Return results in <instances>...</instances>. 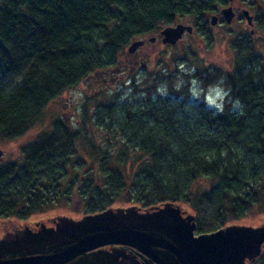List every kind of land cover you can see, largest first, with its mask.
<instances>
[{
    "label": "trees",
    "instance_id": "trees-1",
    "mask_svg": "<svg viewBox=\"0 0 264 264\" xmlns=\"http://www.w3.org/2000/svg\"><path fill=\"white\" fill-rule=\"evenodd\" d=\"M244 1L254 20L228 41L230 70L183 71L176 85L175 71L162 64L140 84L129 78L132 99L103 95L90 118L74 126L53 120L20 147L21 162L0 164V219L26 220L61 205L87 214L114 202H180L196 211L202 233L264 214V56L252 36L264 34V0ZM220 5L225 1L0 0V140L26 134L63 91L116 69L134 40L160 37L186 17L203 40L185 49L195 58L213 42L207 22ZM192 80L202 91L222 82L223 110L189 101ZM237 100L242 107H234ZM90 126L114 149L98 145ZM262 246L251 264H264Z\"/></svg>",
    "mask_w": 264,
    "mask_h": 264
},
{
    "label": "water",
    "instance_id": "water-1",
    "mask_svg": "<svg viewBox=\"0 0 264 264\" xmlns=\"http://www.w3.org/2000/svg\"><path fill=\"white\" fill-rule=\"evenodd\" d=\"M241 11L251 26L252 16ZM219 12L230 24L232 7ZM217 19L212 14L208 23L213 26ZM185 33H192V26L178 22L160 30V42L173 46ZM143 42H131L127 53L136 52ZM51 223L35 222L34 228L0 237V264H251L264 245V224H229L196 233V216L173 202L142 211L129 205L78 218L58 215Z\"/></svg>",
    "mask_w": 264,
    "mask_h": 264
},
{
    "label": "rangeland",
    "instance_id": "rangeland-1",
    "mask_svg": "<svg viewBox=\"0 0 264 264\" xmlns=\"http://www.w3.org/2000/svg\"><path fill=\"white\" fill-rule=\"evenodd\" d=\"M255 1V0H249ZM228 5L232 7L238 15L230 24H226L224 21H219L217 24L211 26L209 25V33L212 34L213 42L207 48H200L196 52L195 58L191 55L185 54V49L188 47H195V44L203 43L202 38L195 34H184L183 37L173 46L163 45L160 42L159 36L157 34L147 35L144 37L145 43L143 46L138 48L139 52L132 56L127 53L121 56L120 62L122 70L112 71L108 76L103 77V74L99 73L91 75L86 79L82 80L75 87L66 90L61 95H59L55 100L49 102V104L44 108L38 120L31 126V128L22 134V136L13 140H0V164L6 161L21 162L20 147L31 141L33 137L46 129H49L50 123L57 118L62 119L70 126L78 124L81 118H90L95 110V105L98 102L104 103L106 100L103 95H117V100L124 101L127 99H132L133 96L130 91L129 78H137L139 83L142 80L151 78L153 75L161 71L162 64L167 67L168 71H175L176 75V85H180L184 82V77L181 76L183 71L189 73L193 72L195 69L200 70L203 67H220L224 70H230L232 65V51L228 46V41L235 32L241 31L242 28L249 30L250 27L245 23V19L242 17L239 20V16H242V11L245 9L253 15V11L244 0H231ZM223 7L220 5L216 8L215 12L209 14H218L219 8ZM191 18H183L180 22L183 24H189ZM226 27H229L230 31L226 32ZM230 32V33H229ZM261 34V33H260ZM252 35L256 49L259 54L264 56V34ZM155 36L156 39L153 42L148 40L149 37ZM180 59L179 65L174 67V60ZM120 67V65H119ZM220 84V83H217ZM189 101L198 102L203 101V104L209 106H216L220 102V98L214 93L213 88L202 91L201 86L197 80H192L189 84ZM223 86V85H222ZM158 87V92H165L166 87L160 84ZM138 99V98H137ZM102 100V101H101ZM84 110L87 111L84 115ZM90 126L89 132L95 138V141L102 148H107L113 150L114 147L110 143L108 147L103 140L105 134H103L96 127ZM129 169V164L126 166ZM93 169H95L93 167ZM200 185H206V181H199ZM181 210L185 214L190 213L196 216V211L190 206L177 202ZM129 205H136L141 211L144 208L137 202H114L108 207H127ZM107 207V208H108ZM58 215H66L73 218L81 217L82 212L73 213L69 211L65 206L61 205L53 209L47 210L42 213L34 214L26 220H18L16 218H4L0 219V237L14 233L17 230L24 228L25 226L34 228L35 222H44L46 226H51V219ZM229 224H239L256 227L258 225L264 224V214H253L246 215L240 220H232L224 225Z\"/></svg>",
    "mask_w": 264,
    "mask_h": 264
},
{
    "label": "flooded vegetation",
    "instance_id": "flooded-vegetation-1",
    "mask_svg": "<svg viewBox=\"0 0 264 264\" xmlns=\"http://www.w3.org/2000/svg\"><path fill=\"white\" fill-rule=\"evenodd\" d=\"M225 1V0H224ZM231 1V0H230ZM230 1H225V5H223V7H221V8H219V10L217 11L218 13H219V15L218 14H216L217 15V17H218V19H217V23L219 22V21H224L223 19H222V17H221V14H220V10L222 9V8H225V7H227V6H229L228 5V3L230 2ZM234 12V17H233V19L234 18H236V16L238 15L235 11H233ZM250 13V12H249ZM251 14V13H250ZM211 16V15H210ZM252 16V23H253V20H254V14L253 15H251ZM232 19V20H233ZM208 22H209V19H208ZM207 22V23H208ZM225 22V21H224ZM216 23V24H217ZM246 23V22H245ZM189 25H191L192 26V33H190V34H193L194 33V27H193V25L192 24H189ZM186 34V33H185ZM152 37H155V36H152ZM183 37V36H182ZM151 37H149L148 38V40L150 39ZM160 39H161V36L159 37ZM141 39H143V38H141ZM155 39H156V37H155ZM143 44L145 43V39H143ZM150 41V40H149ZM151 42V41H150ZM153 42V41H152ZM143 44H142V46H143ZM140 47V46H139ZM139 52V50L137 49V51L136 52H134V53H132L131 55L132 56H135L137 53ZM119 65H120V67L118 66L116 69H114V70H111L110 72H112V71H120V70H122V67H121V62L119 63ZM110 72L108 71V72H102L101 74H103V77H104V79H105V76H108L109 74H110ZM145 209V208H144ZM144 209H142V210H144Z\"/></svg>",
    "mask_w": 264,
    "mask_h": 264
},
{
    "label": "clouds",
    "instance_id": "clouds-1",
    "mask_svg": "<svg viewBox=\"0 0 264 264\" xmlns=\"http://www.w3.org/2000/svg\"><path fill=\"white\" fill-rule=\"evenodd\" d=\"M213 91L221 99V101H222V98L228 94L227 91L225 90V88L222 86V82H221V84L215 85L213 88ZM216 107L219 111H222L223 110V103L222 102L218 103L216 105ZM234 107L240 108V107H242V105H240V102L237 100L234 102Z\"/></svg>",
    "mask_w": 264,
    "mask_h": 264
}]
</instances>
